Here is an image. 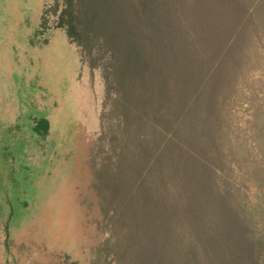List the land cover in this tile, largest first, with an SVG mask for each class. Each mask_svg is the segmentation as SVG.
<instances>
[{"label":"rangeland","instance_id":"rangeland-1","mask_svg":"<svg viewBox=\"0 0 264 264\" xmlns=\"http://www.w3.org/2000/svg\"><path fill=\"white\" fill-rule=\"evenodd\" d=\"M59 1L0 0V264H91L109 236L101 195L119 217L118 197H128L120 189L136 179L128 160L135 152L113 144L125 119L113 109L117 95H109L104 69L57 26ZM217 2L223 12L230 6ZM239 5L243 12L218 19L225 57L212 96L208 83L197 87L176 133L191 148L190 166L203 167L194 172L196 192L213 189L264 237V0ZM178 26L177 46L191 44ZM195 67L174 68L173 80L186 83L180 91L195 88ZM43 118L46 137L34 131Z\"/></svg>","mask_w":264,"mask_h":264},{"label":"trees","instance_id":"trees-1","mask_svg":"<svg viewBox=\"0 0 264 264\" xmlns=\"http://www.w3.org/2000/svg\"><path fill=\"white\" fill-rule=\"evenodd\" d=\"M217 3H57V26L66 30L93 67L104 69L108 93L117 95L113 109L125 119L119 126L121 137L113 136V144L122 141L129 145L127 151L135 152L128 155V160L136 161L130 162L136 179H126L130 186L120 189L128 197H118L125 202L117 209L119 217L115 207L110 209L112 204L106 195L99 196L109 236L95 249L91 264H264V237L251 226L247 213L231 209L232 204L218 197L213 189L207 195L201 185L196 192L198 179L194 172L201 173L203 167L190 166L191 148L185 136L180 138L176 133L177 126L188 118L193 97L200 93L197 87L208 83L212 96L215 66L225 57L221 51L225 38L217 36L218 19L234 10H245L239 0H228L230 6L225 12L220 11ZM178 25L185 35L190 34L191 44L177 46ZM179 48L185 49L180 52ZM176 50L179 51L175 54ZM172 60L176 67L173 65L170 72ZM197 63L201 68L200 76L195 77L198 84H193L194 89L180 91L183 82L177 85V79L173 80L174 68H196ZM122 95L129 96V101L135 100L134 105H126ZM206 107L205 118L211 121L209 104ZM144 128L152 131L144 134ZM34 131L46 137L49 120H39ZM199 160L206 162L201 156Z\"/></svg>","mask_w":264,"mask_h":264}]
</instances>
